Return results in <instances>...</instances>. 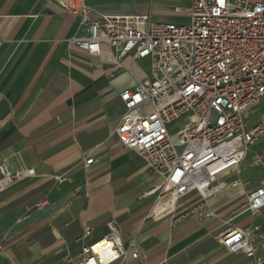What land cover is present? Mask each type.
Here are the masks:
<instances>
[{
  "label": "crops",
  "instance_id": "obj_1",
  "mask_svg": "<svg viewBox=\"0 0 264 264\" xmlns=\"http://www.w3.org/2000/svg\"><path fill=\"white\" fill-rule=\"evenodd\" d=\"M86 3L97 15L149 13L158 22L183 24L192 2ZM85 33L79 19L54 1L0 0V161L12 170H34L0 183V264H72L83 246L108 232L110 222L124 244L135 237L141 251L123 264H264V248L247 257L226 251L217 240L229 226L254 225L259 229L253 243L264 240V207L256 213L244 207L247 193L264 187V134L250 146L239 172L224 175L238 184L210 198L214 218L176 220L199 200L195 193L177 201L171 214L148 216L156 193L146 192L159 177L119 143L114 130L125 109L119 93L143 79L150 63L117 60L106 45L99 55L68 45V38ZM245 123H264V98ZM60 174L65 179L57 181ZM41 200L43 207L34 209ZM85 226L92 232L83 237Z\"/></svg>",
  "mask_w": 264,
  "mask_h": 264
},
{
  "label": "built area",
  "instance_id": "obj_2",
  "mask_svg": "<svg viewBox=\"0 0 264 264\" xmlns=\"http://www.w3.org/2000/svg\"><path fill=\"white\" fill-rule=\"evenodd\" d=\"M45 1L58 3L86 28L84 35L68 38L70 47L99 55L106 45L117 60L128 56L150 63L143 79L119 93L125 109L114 130L119 143L137 152L158 175L159 182L146 192L156 193L154 208L171 202L159 213L152 208L148 216L171 214L177 201L195 193L199 200L176 220L214 218L210 198L238 184L224 175L239 172L250 146L264 134V123H245L264 98V0H191L189 21L183 24L158 22L149 13L97 15L86 0ZM184 114L188 119L172 134L168 125ZM33 174V168L12 170L0 161V183ZM55 179L62 181L65 174ZM44 204L41 200L34 209ZM244 207L251 213L264 207V187L248 192ZM258 229L229 226L217 240L230 253L255 257L264 248V240L260 246L253 243ZM91 232L85 226L83 237ZM140 255L136 238L124 244L110 222L108 232L83 246L72 264H123L128 256Z\"/></svg>",
  "mask_w": 264,
  "mask_h": 264
},
{
  "label": "rangeland",
  "instance_id": "obj_3",
  "mask_svg": "<svg viewBox=\"0 0 264 264\" xmlns=\"http://www.w3.org/2000/svg\"><path fill=\"white\" fill-rule=\"evenodd\" d=\"M188 119V114H184L182 116H180L178 119L172 121L168 127L170 129V132L172 134H174L178 129L179 127L186 122V120Z\"/></svg>",
  "mask_w": 264,
  "mask_h": 264
},
{
  "label": "bare ground",
  "instance_id": "obj_4",
  "mask_svg": "<svg viewBox=\"0 0 264 264\" xmlns=\"http://www.w3.org/2000/svg\"><path fill=\"white\" fill-rule=\"evenodd\" d=\"M170 204H171V202L167 201V202H164V203L160 204L159 206L164 208V207H166L167 205H170Z\"/></svg>",
  "mask_w": 264,
  "mask_h": 264
}]
</instances>
